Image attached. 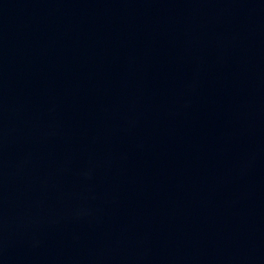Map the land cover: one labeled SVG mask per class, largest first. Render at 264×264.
I'll return each instance as SVG.
<instances>
[{"label":"water","instance_id":"1","mask_svg":"<svg viewBox=\"0 0 264 264\" xmlns=\"http://www.w3.org/2000/svg\"><path fill=\"white\" fill-rule=\"evenodd\" d=\"M0 264H264V0H0Z\"/></svg>","mask_w":264,"mask_h":264}]
</instances>
